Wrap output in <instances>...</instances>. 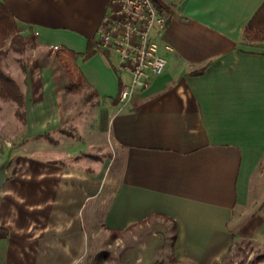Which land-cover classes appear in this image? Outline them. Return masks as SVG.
Wrapping results in <instances>:
<instances>
[{"label":"crops","instance_id":"1","mask_svg":"<svg viewBox=\"0 0 264 264\" xmlns=\"http://www.w3.org/2000/svg\"><path fill=\"white\" fill-rule=\"evenodd\" d=\"M0 1L17 30L34 32L41 47L84 52L93 42L96 52L79 63L82 85L104 102L100 124L115 156L107 179L65 163L69 132L58 97L66 77L54 64L29 61L15 80L28 102L30 144H38L18 155L29 168L12 179L7 173L0 188V225L8 229L0 264H78L91 236L84 210L93 196L108 239L148 215L173 218L170 253L182 264H220L236 237L264 243V198L229 224L264 158V40L248 42L243 34L264 0H159L168 12L160 37L167 65L124 105L115 100L121 81L114 57L94 42L110 0Z\"/></svg>","mask_w":264,"mask_h":264},{"label":"rangeland","instance_id":"2","mask_svg":"<svg viewBox=\"0 0 264 264\" xmlns=\"http://www.w3.org/2000/svg\"><path fill=\"white\" fill-rule=\"evenodd\" d=\"M2 52L1 67L20 82L22 76L27 74L26 66L30 64L29 61L40 67L51 64L60 67L53 53L49 52L47 47H41L36 43L27 44L24 52L20 53L13 50L8 41L2 47ZM58 99L67 121V124L62 125L64 130L69 132L62 137L63 152L69 155L68 162L66 160L65 163L83 168L86 172L99 171L101 177L107 179L115 169V156L108 130L100 124V108L104 102L92 95L83 85L73 89L65 87V92L59 95ZM27 103L25 100L24 110ZM15 108L14 102L0 97V164L6 162V174L8 173L10 179H12L10 173L20 174L29 168L28 161L19 159L18 155L28 156V147L38 144L36 142L30 144L28 138L30 129L16 116ZM32 115L34 117L35 113H32L31 117ZM55 135L61 137L58 136L59 134ZM35 136L40 138L38 134H34ZM18 150L21 151L17 152ZM44 158L45 155L42 154V159ZM19 174L15 177L20 179ZM22 179H28V176H22ZM24 196L25 192L21 190L20 198L23 199ZM263 198L264 158L251 181L247 203L236 205L234 208L233 216L229 221L230 227L234 228L236 223L247 217ZM88 200L84 210V225L91 236L84 259L78 264H182L173 261L171 257L173 228L171 221L161 216H154L146 223L123 231L116 239H108L109 231L103 226L101 205L94 196ZM102 251H106L107 256H98ZM263 253L264 243L236 237L230 245L227 256L220 264H240L241 261L242 264H262L257 257Z\"/></svg>","mask_w":264,"mask_h":264},{"label":"built area","instance_id":"3","mask_svg":"<svg viewBox=\"0 0 264 264\" xmlns=\"http://www.w3.org/2000/svg\"><path fill=\"white\" fill-rule=\"evenodd\" d=\"M167 22L168 12L159 0H110L94 42L98 51L114 57L113 67L121 81V105L164 71L167 58L161 52L160 37Z\"/></svg>","mask_w":264,"mask_h":264},{"label":"trees","instance_id":"4","mask_svg":"<svg viewBox=\"0 0 264 264\" xmlns=\"http://www.w3.org/2000/svg\"><path fill=\"white\" fill-rule=\"evenodd\" d=\"M244 39L248 42L263 41L264 40V2L252 16V18L244 26ZM9 41L10 47L17 52H24L27 44L36 43L35 33L29 32L22 34L17 30V25L13 14L8 10L5 4L0 1V60L3 55L2 47ZM48 51L52 52L56 61L62 68L66 77V89L79 88L83 84V75L79 69V63L91 57L96 50L93 48V42L88 41L87 48L84 52H77L71 50L63 45L57 47H48ZM204 68H200L191 73H201ZM0 97L4 100H10L16 104L15 114L22 122L25 121V95L18 82L8 74L0 65ZM119 102L118 94L115 98ZM152 216L148 215L139 221L129 224L124 230H111L109 237H114L129 228L146 223ZM166 220L172 222V235L175 236V220L168 215H160ZM8 233L7 227L0 225V238L6 237ZM107 256L106 251L98 253V256ZM97 257V256H96ZM258 261L264 264V253L257 257ZM242 264V261L240 262Z\"/></svg>","mask_w":264,"mask_h":264},{"label":"water","instance_id":"5","mask_svg":"<svg viewBox=\"0 0 264 264\" xmlns=\"http://www.w3.org/2000/svg\"><path fill=\"white\" fill-rule=\"evenodd\" d=\"M6 176V162L0 164V186H2Z\"/></svg>","mask_w":264,"mask_h":264}]
</instances>
